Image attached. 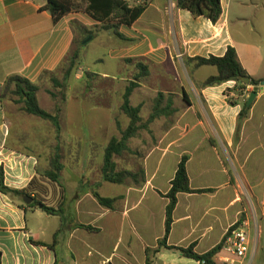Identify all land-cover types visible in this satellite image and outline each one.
Instances as JSON below:
<instances>
[{
    "label": "crops",
    "instance_id": "1",
    "mask_svg": "<svg viewBox=\"0 0 264 264\" xmlns=\"http://www.w3.org/2000/svg\"><path fill=\"white\" fill-rule=\"evenodd\" d=\"M142 2L129 0L131 7ZM45 4L44 0H0V184L23 191L33 181L41 182L39 189L25 195L0 191V264H146V251L157 250L165 235L169 200L164 196L184 156L190 188L204 192L178 194L168 245H195V252L203 255L221 244L232 227L246 222L251 250L242 264H264V90L258 91L247 117L239 119L255 87L242 90L234 81L204 87L207 79L218 75V68L198 66L195 61L222 58L234 48L242 67L261 88L264 0H221L222 14L216 23L178 8L175 0H149L132 26L119 28L124 38L102 30L83 11L55 23L48 11L41 10ZM74 22L96 30L88 44L97 41L106 52L96 62L124 69L122 77H112L124 84L122 97L130 82L143 74L130 97L131 102L133 95H142L141 116L145 110L150 112L146 118L152 114L160 93L163 108L172 103L168 115L129 142L130 147L132 141L142 147L132 152V158L139 154L143 158L141 181L121 184L126 189L120 194L98 192L115 200L111 208L98 202L95 190L73 184L76 180L66 171L71 161L83 164L79 141H68L63 149L62 189L54 190L46 174L55 154L49 150L55 146H45L36 135L40 127H47L36 125L37 117L26 113L7 92L8 79L22 77L38 86L39 104L50 112L42 104L46 94L42 86L60 70L77 36L89 37L75 31ZM86 72L101 79L112 76L108 70ZM85 77L75 76L74 85L81 86L75 98L84 94ZM74 89L69 84L64 103ZM108 109L115 118L112 107ZM114 122L117 129L116 118ZM49 127L53 131L54 126ZM62 128L66 129L65 123ZM39 147L43 155L35 151ZM28 197L33 199L29 204ZM34 198L59 209L60 215L44 212L41 204L34 205ZM222 255L214 258L216 264ZM151 260L152 264H201L165 248L152 254Z\"/></svg>",
    "mask_w": 264,
    "mask_h": 264
},
{
    "label": "trees",
    "instance_id": "2",
    "mask_svg": "<svg viewBox=\"0 0 264 264\" xmlns=\"http://www.w3.org/2000/svg\"><path fill=\"white\" fill-rule=\"evenodd\" d=\"M46 4L41 7L42 11H48L52 17L53 21L57 23L63 17L67 16L72 12L83 11L88 14L93 20L101 25L102 30L112 31L114 34L120 38H124L119 33V28L122 25L132 26L145 11L149 0H142L143 2L137 6L131 7L129 0H86L84 6H80L76 0H44ZM177 7L183 10L191 12L193 16L205 17L216 23L221 14V0H175ZM75 31H82L84 38L94 35V30H89L82 26L78 22L73 23ZM84 39H75V45L71 51L69 57L65 59L61 67L66 68L65 65L68 63V69L66 68V78L70 75V71L73 69L75 62L80 57L79 50L83 48ZM198 66H214L218 68V75L212 76L207 79L202 86H216L223 83L234 81L236 82L239 89L246 90L248 85L241 82V78H249L251 80L249 86L258 87L260 84L257 80L251 78L249 74L245 71L239 62L237 52L234 48H229L222 58L210 57V58H197L195 60ZM141 67V65H139ZM143 74L137 78V82H130L126 88V92L123 96V104L121 106V112L129 119V126L121 131V137L113 138L107 145L104 151V160L102 167V180L106 183L112 184H125L127 180L131 179L135 183H138V174L128 171L121 170L118 171V166L115 158L121 156L123 153L130 150L129 142L137 137L140 131L147 129L151 123L160 118L162 115H168L167 110L171 108L172 103L165 109L163 108V97L162 93L159 94L155 100V106L152 114L143 120L141 116V107H134L131 105L130 97L134 90L138 88L139 81L142 79ZM8 88L13 87L12 96L16 97L15 102L22 105L24 111L30 115L37 118L49 121L59 126V115H53L46 112L41 108L37 93L38 86L33 85L28 80L14 76L7 81ZM230 103L235 102L230 99ZM250 107H246L244 103L243 109L240 113L239 119L247 117ZM188 157L184 156L179 165L174 179L171 182L170 191L164 196L169 200L166 207V222H165V235L163 239L159 241V247L157 250H147L146 264H152L151 255H156L161 248H165L171 251L180 253L181 255L199 261L201 264H216L214 258L222 252L224 241L221 244L212 249L206 254L200 255L195 252V245H191L188 248H180L175 246H169L167 243L168 237L171 233L173 224V214L176 208L179 193L195 194L202 193V190H192L190 188L189 176L187 171ZM51 169L47 172L46 177L52 182L61 184L60 177L63 170L61 163V156L59 150L56 155L51 160ZM143 173V171H141ZM41 186L39 180L33 181L27 190L16 191L5 187L0 184V191L12 196L29 194L32 188ZM93 195L98 200V202L107 208H111V204L115 200L103 198L99 193L93 192ZM43 205L42 210L51 215H60V210L52 207H48L44 204L41 198H34V205ZM239 225L232 227L229 232H233ZM80 227L90 229L89 227L80 225Z\"/></svg>",
    "mask_w": 264,
    "mask_h": 264
},
{
    "label": "rangeland",
    "instance_id": "3",
    "mask_svg": "<svg viewBox=\"0 0 264 264\" xmlns=\"http://www.w3.org/2000/svg\"><path fill=\"white\" fill-rule=\"evenodd\" d=\"M76 1L80 6L86 4V0ZM94 31L96 32V30ZM77 39H79V36H77ZM96 42L97 41H91L79 50L80 57L75 62V65L67 78L66 68L68 69V63H66L65 69L62 66L60 70L50 78V82L42 86L41 89L46 91V94L42 98V104L45 109L50 111V114L59 115V126L57 128L55 124L37 118L38 121L36 122V125H45L47 128L44 129V127H40L36 135L38 136L39 141L44 139L43 141L46 142L45 146L50 147L54 145L55 149L49 151H54V155H56L59 150L60 156H62L61 154L63 149L67 146L68 141H79L82 146L81 151L85 154L83 164L77 166L71 161L66 166V171H68L70 178L76 180L73 184H76L77 187L81 184L80 187L83 186L84 188L93 189L100 194L106 193L109 195L110 192H117L120 194L126 189L124 185L102 183L100 182V177H102L103 155L107 144L113 138H120L121 131L126 129L129 122L128 118L121 112V106L123 104V92H121V90L123 89L124 84L120 81L113 80L112 78L116 76L122 77L125 72L124 69L116 67L110 63L104 65L101 62H96L97 58L104 56L106 53L105 48L96 45ZM83 49L85 53L84 56L81 57V51ZM86 69H89L94 74H99L100 71L108 70L111 72L112 76L108 79H101L98 76L96 77L86 72ZM77 74H81L83 77L86 76L83 82L86 88L84 89L85 91L83 95H77L78 97L75 98V90L77 87H81L74 85V79ZM69 84H72L75 89L70 91L69 102L64 103L65 97L68 93ZM117 91L118 93L116 94ZM7 92L12 95L11 88H8ZM141 101L142 95L135 94L132 97L131 105L138 106ZM109 106L112 107L113 114H117L115 117L118 121L117 129L114 122L115 118H111L110 116V110L108 109ZM146 111L147 110L142 112V116L144 117L142 118L143 120H146V117L150 114L149 111ZM63 123L66 125V129L64 130L62 128ZM34 124L35 123H32L30 125ZM49 126H54L53 131ZM141 133L142 131L137 135V137L139 136L138 139L141 137ZM135 142L136 141H132L131 143V151H127L121 156L116 157L115 161L118 166V171L128 170L138 174L139 183V181H141L139 178L142 175L141 166L143 165V158H139L140 154L137 158H132V152L142 151V147ZM35 151L43 155L44 149L39 147ZM43 160H45V157H43ZM49 167L48 171L51 169V166ZM79 180H82V182ZM128 182L134 183V185L137 184L131 179L126 181V183ZM52 183L54 184V190L62 189L61 184ZM51 198L53 199V196ZM50 203L52 202L50 201ZM56 206H58V203Z\"/></svg>",
    "mask_w": 264,
    "mask_h": 264
},
{
    "label": "built area",
    "instance_id": "4",
    "mask_svg": "<svg viewBox=\"0 0 264 264\" xmlns=\"http://www.w3.org/2000/svg\"><path fill=\"white\" fill-rule=\"evenodd\" d=\"M233 231L228 232L222 248L218 264H242L248 258L251 250L250 238L246 222H241Z\"/></svg>",
    "mask_w": 264,
    "mask_h": 264
},
{
    "label": "water",
    "instance_id": "5",
    "mask_svg": "<svg viewBox=\"0 0 264 264\" xmlns=\"http://www.w3.org/2000/svg\"><path fill=\"white\" fill-rule=\"evenodd\" d=\"M90 40H92V36H89L84 42L83 44H87ZM241 82H243L246 85H250L251 80L249 78H241ZM259 90H264V84L261 86V88L259 87H255L254 91L250 94V97L247 101L246 107H250L253 103V101L256 99V97L258 96V91ZM29 201H26L27 204H29L30 202L33 201V199H31L30 197H28ZM40 208H43V205H40Z\"/></svg>",
    "mask_w": 264,
    "mask_h": 264
}]
</instances>
